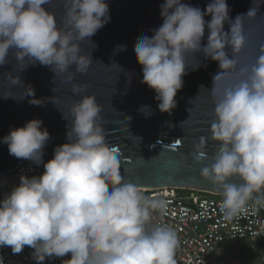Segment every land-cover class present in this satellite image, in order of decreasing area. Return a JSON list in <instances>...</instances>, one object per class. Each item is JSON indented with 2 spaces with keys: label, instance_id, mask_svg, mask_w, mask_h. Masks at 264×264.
<instances>
[{
  "label": "clouds",
  "instance_id": "clouds-1",
  "mask_svg": "<svg viewBox=\"0 0 264 264\" xmlns=\"http://www.w3.org/2000/svg\"><path fill=\"white\" fill-rule=\"evenodd\" d=\"M62 2L58 22L49 7L52 0H0V65L9 64L11 57L23 65L22 72L39 62L55 76L67 73L69 81L76 73H87L92 51L83 52L81 42H91L92 50L97 47L91 38L110 22L109 4ZM262 5L264 0H252L246 13L233 18L227 0H210L203 10L184 0H164L162 24L134 45L141 83L154 90L162 113L177 107L183 78L201 66V57L217 62L211 88L200 86L208 90L213 105L210 135L193 142L190 154L202 165L200 176L222 198L219 209L228 222L246 213L249 202L264 207V28H246V21L264 19ZM126 47L117 45L115 51ZM72 65L75 71L69 70ZM10 73L13 85L21 83L20 76ZM86 87L73 85V94H84L71 106L70 119L63 113L66 142L47 161L51 137L39 118L10 128L0 139L9 155L43 166L39 175L22 173L0 198V247L18 254L28 246L37 264L69 255L63 264H177L176 230L155 222L154 212L166 214V201L147 197L125 181L120 159L106 142L103 106L95 94H86ZM25 96L34 97L32 87ZM138 111L153 115L149 105ZM208 140L214 144L211 153Z\"/></svg>",
  "mask_w": 264,
  "mask_h": 264
},
{
  "label": "water",
  "instance_id": "water-1",
  "mask_svg": "<svg viewBox=\"0 0 264 264\" xmlns=\"http://www.w3.org/2000/svg\"><path fill=\"white\" fill-rule=\"evenodd\" d=\"M163 2L107 0L111 19L91 38L97 47L92 50L91 42H81L83 52L92 51L93 63L87 73H76L72 81L68 80L67 73L55 76L50 66L39 62L30 64L22 72L23 65L16 64L11 57L9 64L0 65V139L10 128L39 118L51 137L45 148L44 160L47 161L54 148L66 142L68 121L63 113L70 119L71 106L84 94H73L72 87L85 84L86 94H95L103 106L101 115L106 142L120 159L125 181L139 188L173 186L216 194L212 185L200 176L202 165L196 164L190 153L193 142L210 135L208 129L213 105L208 90H200V86L211 88L212 77L218 71L217 62L205 61L201 57V66L188 71L176 96L177 107L171 114L159 111L156 93L141 83L142 66L137 61L134 45L138 37L151 36V30L162 24L160 4ZM184 2L203 10L210 0ZM227 3L231 9L230 16L234 18L237 14L246 13L252 0H227ZM49 7L56 13L58 22L61 21L64 12L62 0H52ZM261 12H264V5ZM246 28L259 32L264 28V19L246 21ZM117 45H126V50L115 51ZM69 70L75 71V65ZM10 72L20 76L21 83L13 85L8 79ZM128 73H131L130 79ZM29 85L34 97L25 96L31 91ZM3 95L15 98H4ZM31 99H38L42 104H32ZM141 105H149L153 115L145 117L138 111ZM207 150L209 153L214 150L211 140L207 142ZM22 162L29 161L9 155L7 145L0 142L1 175Z\"/></svg>",
  "mask_w": 264,
  "mask_h": 264
},
{
  "label": "built area",
  "instance_id": "built-area-1",
  "mask_svg": "<svg viewBox=\"0 0 264 264\" xmlns=\"http://www.w3.org/2000/svg\"><path fill=\"white\" fill-rule=\"evenodd\" d=\"M43 166L36 167L31 162H22L10 169L7 174H0V198L14 184L19 176L39 175ZM147 197H159L166 201V214L160 217L154 212L155 222L173 227L179 237L176 251L177 264H228L218 258L215 249L226 241H238L245 238L258 242L261 249V263L264 264V207L249 202L247 212L231 222L225 221L219 203L221 197L204 195L196 189L177 188L173 186L140 188ZM33 250L25 246L21 253L14 254L10 247H0L2 264H37L32 256ZM46 258L43 264H63L69 259Z\"/></svg>",
  "mask_w": 264,
  "mask_h": 264
},
{
  "label": "rangeland",
  "instance_id": "rangeland-1",
  "mask_svg": "<svg viewBox=\"0 0 264 264\" xmlns=\"http://www.w3.org/2000/svg\"><path fill=\"white\" fill-rule=\"evenodd\" d=\"M213 196L210 193H203ZM216 256L223 258L228 264H262L261 249L258 242L245 238L238 241H226L215 249Z\"/></svg>",
  "mask_w": 264,
  "mask_h": 264
},
{
  "label": "snow or ice",
  "instance_id": "snow-or-ice-1",
  "mask_svg": "<svg viewBox=\"0 0 264 264\" xmlns=\"http://www.w3.org/2000/svg\"><path fill=\"white\" fill-rule=\"evenodd\" d=\"M177 143H179V141H177ZM176 145H173V147H175ZM113 151H115V150H113Z\"/></svg>",
  "mask_w": 264,
  "mask_h": 264
}]
</instances>
